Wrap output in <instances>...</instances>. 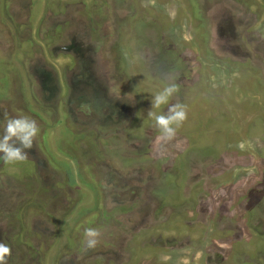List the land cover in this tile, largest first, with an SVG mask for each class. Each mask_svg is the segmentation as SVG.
<instances>
[{"label":"rangeland","instance_id":"rangeland-1","mask_svg":"<svg viewBox=\"0 0 264 264\" xmlns=\"http://www.w3.org/2000/svg\"><path fill=\"white\" fill-rule=\"evenodd\" d=\"M166 75L188 118L162 141ZM18 113L8 264H264V0H0V135Z\"/></svg>","mask_w":264,"mask_h":264},{"label":"clouds","instance_id":"clouds-1","mask_svg":"<svg viewBox=\"0 0 264 264\" xmlns=\"http://www.w3.org/2000/svg\"><path fill=\"white\" fill-rule=\"evenodd\" d=\"M165 85L152 94L151 108L147 115L154 121V127L159 131V139L171 140L175 137L177 130L188 118L187 105L177 101L170 103L179 92V84L175 83V77L165 76ZM167 106L166 111H162ZM40 128L36 120L18 113L15 117L8 118L0 135V160L7 164L22 162L28 158L29 151L33 148ZM85 249L96 247L100 242L102 232L97 228H86L84 230ZM11 247L0 241V264H8L11 256Z\"/></svg>","mask_w":264,"mask_h":264}]
</instances>
